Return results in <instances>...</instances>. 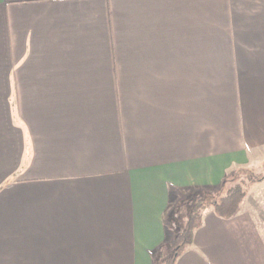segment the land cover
Returning <instances> with one entry per match:
<instances>
[{
    "label": "crops",
    "instance_id": "crops-1",
    "mask_svg": "<svg viewBox=\"0 0 264 264\" xmlns=\"http://www.w3.org/2000/svg\"><path fill=\"white\" fill-rule=\"evenodd\" d=\"M261 156L264 0H0V264H157ZM176 264H264V185Z\"/></svg>",
    "mask_w": 264,
    "mask_h": 264
},
{
    "label": "trees",
    "instance_id": "trees-1",
    "mask_svg": "<svg viewBox=\"0 0 264 264\" xmlns=\"http://www.w3.org/2000/svg\"><path fill=\"white\" fill-rule=\"evenodd\" d=\"M239 171V172H238ZM240 171H248L241 179L239 176L232 186L228 188L217 200L208 202L204 198L195 202V207L188 218L185 227L170 242L165 244L159 250L157 256V264H176L184 252L193 245L195 232L203 225L204 212L213 209L214 213L225 220H230L238 215L241 207L251 189L258 184L264 182V175L255 174V169H239ZM235 175V176H236ZM229 179L224 180V186L228 185ZM238 180V181H237Z\"/></svg>",
    "mask_w": 264,
    "mask_h": 264
},
{
    "label": "rangeland",
    "instance_id": "rangeland-1",
    "mask_svg": "<svg viewBox=\"0 0 264 264\" xmlns=\"http://www.w3.org/2000/svg\"><path fill=\"white\" fill-rule=\"evenodd\" d=\"M251 168L255 169V174L264 175V156H261L260 158L253 159L251 164L247 167H240V168H236V169L234 168V170H231L230 174L227 176V179H229L228 181H230V183L228 185H225V186L223 183V187L219 191L206 192V193L205 192H198L197 194L189 195V197L182 203V205L180 207L179 220H180V223L182 226L181 231L184 229L185 224H186L188 218L190 217V214L193 211V209L195 207V202L197 200H200L201 198H204L208 202L217 200L226 190H228V188H230L233 185L232 182H235L236 179H239V178H237L238 176L242 179L243 175H245V173L248 172V171H243V172L240 171V174L236 175L235 171H237L239 169L247 170V169H251ZM241 179H239V180L241 181ZM262 185H264V182L261 184L255 185L251 189L249 195L255 189H257L258 187H260Z\"/></svg>",
    "mask_w": 264,
    "mask_h": 264
}]
</instances>
